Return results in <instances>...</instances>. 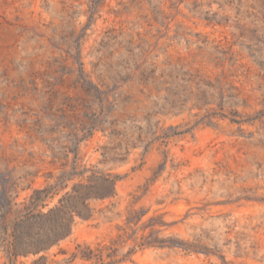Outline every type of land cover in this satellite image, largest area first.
<instances>
[{
  "label": "rangeland",
  "instance_id": "1",
  "mask_svg": "<svg viewBox=\"0 0 264 264\" xmlns=\"http://www.w3.org/2000/svg\"><path fill=\"white\" fill-rule=\"evenodd\" d=\"M0 264H264V0H0Z\"/></svg>",
  "mask_w": 264,
  "mask_h": 264
},
{
  "label": "trees",
  "instance_id": "2",
  "mask_svg": "<svg viewBox=\"0 0 264 264\" xmlns=\"http://www.w3.org/2000/svg\"><path fill=\"white\" fill-rule=\"evenodd\" d=\"M103 182H110L115 187V181L109 180L108 178H101ZM85 186L81 185V188ZM79 188H74V195H70V199L72 200H81L85 199V195H81L79 193ZM67 201V202H66ZM85 201V200H84ZM88 210V206L84 205L83 208H78L76 205L69 204L68 200H61L60 205L57 206L55 209H53L50 213V217L53 218L54 227L51 229V231L56 234V237L54 239H48V240H41L36 243H34L31 247V249H27L26 251H21L22 248L20 243L18 242H12L10 243V250L12 251L13 255H28V254H38L42 251L49 250L54 245L58 244L61 240L68 237L72 232L73 223L75 221L76 216H79L81 218L86 217V212Z\"/></svg>",
  "mask_w": 264,
  "mask_h": 264
}]
</instances>
